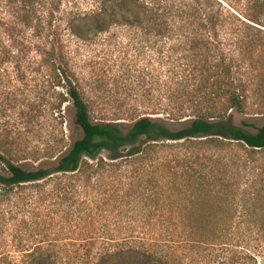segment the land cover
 <instances>
[{"label": "trees", "instance_id": "trees-1", "mask_svg": "<svg viewBox=\"0 0 264 264\" xmlns=\"http://www.w3.org/2000/svg\"><path fill=\"white\" fill-rule=\"evenodd\" d=\"M122 41L148 55L152 72L111 108L114 119L92 122L72 45ZM0 81L10 113L0 125V221L32 232L13 236L17 255L0 254V264H189L179 255L189 246L239 236L264 246V125L234 123L264 115V0H0ZM131 102L123 132L115 122ZM65 105L81 137L52 167L16 165L53 158L50 141L29 146L28 127ZM156 115L189 124L171 130ZM43 211L52 218L38 221ZM52 220L83 222L81 250L67 255L42 234Z\"/></svg>", "mask_w": 264, "mask_h": 264}, {"label": "rangeland", "instance_id": "rangeland-1", "mask_svg": "<svg viewBox=\"0 0 264 264\" xmlns=\"http://www.w3.org/2000/svg\"><path fill=\"white\" fill-rule=\"evenodd\" d=\"M126 41H122V44H110L105 46H93L88 47L82 44L72 45L74 53V61L77 66V71L83 73L85 78L81 93L88 103H91L90 119L92 122H99L102 120L114 119L111 114V108L115 109L121 103L128 104L129 101V89L136 88L138 85L137 77L141 76L148 81L147 73H151L153 66H148V55L143 57L138 56L134 51L127 50L125 48ZM77 48V49H75ZM0 81V125L6 123L9 119L10 113L6 109L5 103V88ZM45 97H51V93L45 89ZM37 105L42 102L35 99ZM44 102V103H43ZM42 103L46 106V100ZM133 106V102L130 105L123 108L125 114L122 117L123 120H117V126L123 131L127 132L131 126L130 121V107ZM6 109V110H5ZM5 111V112H4ZM8 111V112H7ZM7 112V113H6ZM62 116L57 118H51L49 112H45L40 115V118L35 120L29 125V146L37 147L51 142L53 147V158H43L38 161L33 160H14V163L25 170H35L38 168H49L56 164L57 159L66 154L74 141L81 137L80 132L74 125V109L71 105H65L63 107ZM160 124L165 125L171 130H179L189 124V122H172L160 117L159 115L153 116ZM246 122L253 128H248L251 132L254 129L260 128L264 125V115L258 116H243L235 115L234 123L240 125L242 122ZM145 141H141L137 144V147H143ZM102 157L106 158L107 153H102ZM264 156V155H263ZM51 184L47 185L45 189L51 188ZM37 187L29 188L24 191V194H35L38 192ZM38 221H46L52 218L48 216L44 211L39 213ZM21 216H16L14 224L17 226L21 223ZM53 224L51 228L48 226L42 232L43 235L48 234L51 239H60L61 243L65 245L68 250L67 255L73 256V251L81 250V246L85 244L88 237L87 230L83 226V222L79 226L68 223H61L57 225V220L51 221ZM126 225H122L125 227ZM221 226L218 225L217 228ZM165 229V228H164ZM32 234L30 230H14L8 231L5 224L0 221V254L5 255L9 252L11 255L16 250L17 243L11 242L16 237L25 238ZM169 235V234H168ZM43 239V236H39V239ZM257 238V236H254ZM252 238L248 240L246 237L239 236V238L225 240L224 246L215 245L211 248L197 246H189L186 249L182 248L179 251V255H183L186 258V262L189 264H212L219 259H229L231 262L247 263V264H264V246L260 242ZM162 239V238H161ZM38 240L36 239L37 242ZM222 242H218L220 244ZM260 245V246H259ZM166 244L162 245L163 252H167ZM169 249V248H168ZM18 257V256H16ZM4 258H2L5 264ZM69 259V258H64ZM7 260V259H6ZM16 264V263H15Z\"/></svg>", "mask_w": 264, "mask_h": 264}]
</instances>
